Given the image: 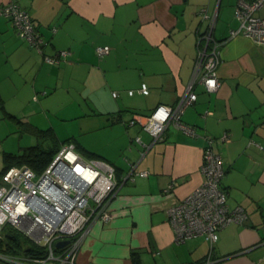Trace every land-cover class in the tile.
I'll use <instances>...</instances> for the list:
<instances>
[{"label": "crops", "instance_id": "crops-1", "mask_svg": "<svg viewBox=\"0 0 264 264\" xmlns=\"http://www.w3.org/2000/svg\"><path fill=\"white\" fill-rule=\"evenodd\" d=\"M10 2L28 12L43 46H29L0 16V109L55 130L45 112L48 93L59 92L60 112L78 118L66 143L114 167L109 217L88 223L76 264H264V46L239 30L237 0H0V6ZM255 15L264 18V7ZM101 46L109 47L102 57ZM213 48L220 84L208 91L196 82L197 98L181 116L195 135L169 123L155 140L128 123L132 112L175 105L198 52ZM60 51L69 54L46 61ZM142 83L147 94L138 91ZM81 107L83 114H73ZM223 135L214 143L225 170L221 186L228 206H242L246 219L220 229L212 244L203 236L178 243L168 209L202 182L204 136ZM131 165L148 174L131 176Z\"/></svg>", "mask_w": 264, "mask_h": 264}, {"label": "built area", "instance_id": "built-area-1", "mask_svg": "<svg viewBox=\"0 0 264 264\" xmlns=\"http://www.w3.org/2000/svg\"><path fill=\"white\" fill-rule=\"evenodd\" d=\"M261 7H264V0H237L233 14L240 22L239 30L264 46V18L255 15ZM0 16L10 20L17 35L29 46L41 51L43 41L25 9L10 2L0 6ZM96 50L102 57L109 52V47L101 46ZM68 54V51H60L55 57L46 56L45 59L53 63ZM217 65L215 48L208 53L199 51L192 79L176 104H159L149 114L134 112L128 123L139 125L155 140L162 137L169 123L186 134L195 135V129L183 122L181 116L197 98L196 82L208 91L219 86ZM138 91L149 92L145 83ZM128 93L133 91L128 90ZM112 95L118 93L114 91ZM204 139L200 165L202 182L168 209L174 240L178 243L203 236L212 244L220 229L231 223L242 224L246 219L242 206H228L226 192L221 186L224 167L214 143L224 141L225 135L217 139L204 136ZM133 174L146 176L148 172L134 171L131 165L130 175ZM0 181V233L5 226H10L44 251L37 256L0 254L1 259L13 264H76L88 223L108 219L109 200L118 185L112 165L100 159L83 158L73 143L61 145L41 171L36 172L27 165H14L1 173ZM66 239L68 243L56 247L58 241Z\"/></svg>", "mask_w": 264, "mask_h": 264}, {"label": "rangeland", "instance_id": "rangeland-1", "mask_svg": "<svg viewBox=\"0 0 264 264\" xmlns=\"http://www.w3.org/2000/svg\"><path fill=\"white\" fill-rule=\"evenodd\" d=\"M51 92L52 91H50L47 95V101H49V99H52L51 102H49L51 107L45 112L46 114H49V118L52 119L55 124V130H51L53 132V136L51 137L42 138L36 136L35 134L28 133L25 130V126L21 122L14 119L12 116H9L8 112H3V110L0 109V175L1 170L4 166V152L21 153L24 148L36 145L41 148L47 149L54 145H61L70 140L72 141V139H69L70 137H68V134L70 133L69 126L74 125V122L78 118L73 119L72 117H64V115H71L60 112L62 108L60 100H58L60 97V93L56 92L55 95H52L53 92L52 94ZM70 95L71 94H69L68 96H61V98L70 100ZM71 99H73V97ZM77 99H79L80 101L81 98L79 97ZM74 108L76 107L74 106ZM83 110H85L84 107H81L79 109V112L76 113L75 110V113L73 114H76V116H78L77 114H83V112H85ZM20 165L26 164H15V166Z\"/></svg>", "mask_w": 264, "mask_h": 264}, {"label": "trees", "instance_id": "trees-1", "mask_svg": "<svg viewBox=\"0 0 264 264\" xmlns=\"http://www.w3.org/2000/svg\"><path fill=\"white\" fill-rule=\"evenodd\" d=\"M12 27L16 32L15 27L13 25ZM34 28L35 31L38 33V35L41 37L35 24H34ZM41 46H43V42ZM22 124L25 126V130L28 133L35 134L38 137L44 138V137L53 136V132L49 128L39 129L29 123H22ZM60 146L61 145H54L52 147L44 149L36 145V146H29L24 148L21 153L4 152L3 154L4 166L1 170V173H3L8 167L12 165L14 166L15 164H22V163L28 165L34 171L39 172L48 165L53 155L57 152ZM1 234H2V237L0 238L1 252L10 254V253H16L21 250V252H23L25 255H35V256L42 254L44 252L42 248L34 245L29 239H27L25 236H23L21 233L17 232L15 229H13L10 226H5L2 232L0 233V235Z\"/></svg>", "mask_w": 264, "mask_h": 264}, {"label": "water", "instance_id": "water-1", "mask_svg": "<svg viewBox=\"0 0 264 264\" xmlns=\"http://www.w3.org/2000/svg\"><path fill=\"white\" fill-rule=\"evenodd\" d=\"M69 242V240H61V241H58L57 243H56V247H62L63 245H65L66 243H68Z\"/></svg>", "mask_w": 264, "mask_h": 264}]
</instances>
